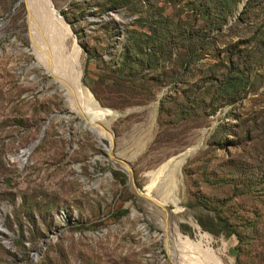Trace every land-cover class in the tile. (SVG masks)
<instances>
[{
	"label": "rangeland",
	"instance_id": "374dc122",
	"mask_svg": "<svg viewBox=\"0 0 264 264\" xmlns=\"http://www.w3.org/2000/svg\"><path fill=\"white\" fill-rule=\"evenodd\" d=\"M50 1L67 25L60 31L62 48L79 52L78 75L97 93L113 140L106 129L98 137L79 127L80 118L39 65L27 33L26 0H0V264H209L204 250L220 264H264V36L251 41L252 50L239 42L251 39L256 25L246 21L230 32L223 27L184 82L163 84L150 100L134 103L127 92L134 87L101 77L128 70L121 53L129 28L149 30L151 19H160L155 11L186 17L180 10L185 0H134L141 5L137 12L113 6L114 0ZM210 1L225 10L235 3L229 20L243 0ZM236 42L242 52L233 58L249 78L244 96L213 114H202L201 106L181 111V92L195 81L203 85L205 69ZM167 68L154 70L159 81ZM213 68L219 75V64ZM180 156L173 196L162 205L147 202L161 171ZM116 170L126 176L131 170L143 195L131 190L128 176L124 182L115 177ZM210 207H219L237 234L202 230L198 221L215 217ZM177 210L187 219L173 224L170 240L168 224L155 219Z\"/></svg>",
	"mask_w": 264,
	"mask_h": 264
},
{
	"label": "trees",
	"instance_id": "16d2710c",
	"mask_svg": "<svg viewBox=\"0 0 264 264\" xmlns=\"http://www.w3.org/2000/svg\"><path fill=\"white\" fill-rule=\"evenodd\" d=\"M119 4L128 5L131 12L139 11V6H141L136 4L134 0H114L113 6ZM218 5L220 4H217V1L185 0V3L181 2L180 10L181 13L186 10V17L181 16L180 18L178 16L176 18L175 15L168 17L155 11L156 15H160V19L158 21L151 19L149 30H139L136 27L129 28L127 30V49L121 53V63L127 62L126 68L128 70H122L124 68L115 69L112 74L102 76V81L108 83L110 80L112 84L122 88L134 87L132 93L127 90L128 96L133 97L132 102H146L153 98L155 91L161 88L163 84L174 82L172 86L175 87V82L180 79L181 82H184L189 70L205 54L213 39L222 33V28L226 29L227 24L229 32L234 25L237 26L246 21L248 24L256 25L251 39L239 41L245 44V49L252 50L255 48V44L251 41L264 36V16L258 18L259 14H253V12L256 9L264 11V0H246L244 7L237 16L236 13L234 14L236 17L231 22L232 17L228 20V16L233 13L236 4L227 7L226 10ZM238 44L236 42L224 47V57H221L217 63L220 66L219 75L214 74L213 66L217 64H213L205 69L199 79L204 82L203 85H198V81H195L186 91L181 92L184 96L181 99V105L184 104V109L181 111L189 114L192 108L201 106L202 114H213L220 106L232 104L244 96L245 87L249 85V78L244 74V69L240 66L239 61L233 58L234 55H241L242 50L237 48L239 47ZM260 44L264 45V40H261ZM165 63L170 64V68H167L166 71L169 73L164 76V82H162L157 78L161 73L156 75L154 70L162 68ZM201 70L199 69V72ZM149 75L151 76L148 77ZM214 76L216 78H213ZM136 78L138 81L144 80L135 82ZM136 89L140 91L137 92ZM92 91L97 97V93ZM176 92L178 91L175 90ZM161 101L163 108L165 100L162 99ZM223 127L219 128L222 129ZM113 175L115 177L120 176L122 182L127 179V176L121 171H113ZM196 203H200V201H196ZM204 207L208 208L206 204ZM209 209L214 211L215 217L207 221L199 220L198 223L202 230H206L215 236L221 233L226 236L237 234L234 225L221 215L219 207H210ZM80 227L85 226L80 225ZM181 229L190 234L188 226L185 225L184 228L183 225Z\"/></svg>",
	"mask_w": 264,
	"mask_h": 264
},
{
	"label": "bare ground",
	"instance_id": "6f19581e",
	"mask_svg": "<svg viewBox=\"0 0 264 264\" xmlns=\"http://www.w3.org/2000/svg\"><path fill=\"white\" fill-rule=\"evenodd\" d=\"M26 2L29 20V32L27 33H29L33 52L39 61V65L45 68V72L52 75V80L57 83V87L62 91L66 108L80 118L77 124L82 130L90 131L98 136L101 129H106L110 140H113V132L103 109L78 75L79 52H66L64 50L67 48L65 46L64 50L62 48L61 40L63 38L60 31H62L61 28L67 29L64 20L50 0H26ZM64 35L66 36V34ZM67 116L71 117L72 115ZM111 159L117 163L118 167L125 169V162L119 161L114 155ZM183 159L184 157L180 156L161 171L163 179L160 183L151 185L153 193L145 198L147 202L153 205H162L161 201H166L168 197L173 196L174 191L178 188L177 176ZM136 193L140 197L143 195L138 189ZM186 219L185 213L182 210H177L168 218L159 219L157 217L155 221L161 227L164 226L163 224H168L165 225V228L168 230L170 228L171 240L173 239V224ZM170 244L171 250L174 248V242L171 243L170 241ZM202 254L209 264H220L213 252L204 250Z\"/></svg>",
	"mask_w": 264,
	"mask_h": 264
},
{
	"label": "water",
	"instance_id": "95a60500",
	"mask_svg": "<svg viewBox=\"0 0 264 264\" xmlns=\"http://www.w3.org/2000/svg\"><path fill=\"white\" fill-rule=\"evenodd\" d=\"M245 2H246V0H243L242 2H241V4H240V7H239V10L236 12V16L239 14V11L244 7V5H245ZM59 13V12H58ZM236 16H234V17H232L231 19H230V22L236 17ZM226 28L228 27V24L225 26ZM35 64V63H34ZM38 141V139L35 141V142H33L32 144H30L29 146H28V148H27V151H30L33 147H34V145H35V143ZM100 143L105 147L106 145H105V143L103 142V141H100ZM126 174H127V176H128V179H129V186H130V188H131V190L133 191V192H135L136 193V188H135V183H134V179H133V176H132V173H131V170L128 172H126Z\"/></svg>",
	"mask_w": 264,
	"mask_h": 264
}]
</instances>
